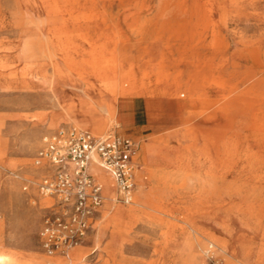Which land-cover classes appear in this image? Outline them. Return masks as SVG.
Segmentation results:
<instances>
[{
    "label": "rangeland",
    "instance_id": "374dc122",
    "mask_svg": "<svg viewBox=\"0 0 264 264\" xmlns=\"http://www.w3.org/2000/svg\"><path fill=\"white\" fill-rule=\"evenodd\" d=\"M114 95L106 134L139 143L134 191L163 197L134 217L105 200L69 264H264V0H0V264L62 261L38 152Z\"/></svg>",
    "mask_w": 264,
    "mask_h": 264
},
{
    "label": "built area",
    "instance_id": "2783aa9c",
    "mask_svg": "<svg viewBox=\"0 0 264 264\" xmlns=\"http://www.w3.org/2000/svg\"><path fill=\"white\" fill-rule=\"evenodd\" d=\"M43 140L36 163L47 173L39 190L53 197L54 204L43 219L41 246L50 256L66 255L85 241L106 200L93 167L111 176L117 200L130 202L137 185L139 143L129 136H98L77 128L59 129Z\"/></svg>",
    "mask_w": 264,
    "mask_h": 264
},
{
    "label": "bare ground",
    "instance_id": "6f19581e",
    "mask_svg": "<svg viewBox=\"0 0 264 264\" xmlns=\"http://www.w3.org/2000/svg\"><path fill=\"white\" fill-rule=\"evenodd\" d=\"M161 74V73H160ZM171 78V77H170ZM172 79V78H171ZM179 79V78H177ZM160 80V79H159ZM212 80V79H211ZM216 80V79H215ZM172 84V83H171ZM171 84H167L163 87H161L160 89H169L170 88V85ZM201 84V83H200ZM150 84H146L144 85V88H143V92L145 93L146 89H148ZM163 84L162 83H157L156 86L157 88H159L160 86H162ZM216 85V84H215ZM232 85V84H231ZM236 85V84H235ZM222 86V84H221ZM234 86V85H233ZM206 87V86H205ZM217 87V86H216ZM237 87V86H236ZM197 85L195 82H193V88L191 89L193 92L197 93L198 89H197ZM226 88V87H225ZM231 88V87H230ZM233 89V88H231ZM230 90V89H229ZM203 92L206 91V89H202ZM229 93V92H228ZM158 97V96H157ZM162 97V96H161ZM164 97V96H163ZM114 99V103L107 106L106 108H103V114L102 115H99L98 116H89L86 120H82V121H77V123L82 126L83 128H85L86 130H89L91 131L92 133H94L95 135H98V136H106L107 132H108V129H109V126H111L114 122H115V114H116V110H117V107H116V97L114 95L113 97ZM137 101V99H136ZM136 105V104H135ZM144 108L147 110V116L144 118L148 120L149 122V125H153L155 123H157L159 120V113L160 111H164L165 109V102H164V99H161V98H156V97H153V98H146L145 100V104H144ZM141 106V105H140ZM140 115V114H139ZM147 122V123H148ZM116 126L119 127L120 125L117 123V121L115 122ZM166 144V143H165ZM147 145V144H146ZM162 149L158 148L157 146L154 147V149L152 150L151 147H147L146 149L143 150L144 152V155L146 157H148L149 159H156V156L158 155V152L161 151ZM186 160L187 158L182 156V155H179V160ZM217 170V169H216ZM93 171L94 173L97 175V177L102 181L104 187H105V195H107V197L105 196V199L107 201V198H108V201L112 203V209L113 211L115 210V208L117 207V204H116V201H117V198H116V194H115V191L113 189V183H112V179H110L108 177V174L104 173L99 167L97 166H94L93 167ZM153 174V172H152ZM137 177L139 178V182H143L144 185L148 182H151L150 181H146L142 175L138 174L137 172ZM152 181L156 180V176H154V174L152 175ZM149 190V189H148ZM150 191V190H149ZM116 192H117V188H116ZM133 196H132V202L134 200V197H135V206L134 207H127V214L131 215L132 217H134V215L137 213V212H140L141 209L145 206H148V207H156L157 206V203L155 202V199L157 200H160L159 197H163L161 196V193L157 191V189H153V191L151 192H148L146 190H138L137 193H135V191H133ZM135 194V195H134ZM158 194V195H157ZM41 196L45 197V198H49L50 200H53V197L51 196H45L43 194H41ZM165 197V196H164ZM120 213H122L120 211ZM100 234L99 233H96L95 235V239L96 241L98 242L99 244V241H100ZM84 242L82 243H79L77 245H75L74 247H72L66 255H55V256H52V257H56L59 261V263L57 264H69L68 260L70 258V252L73 248L77 247V246H81ZM18 257V256H17ZM65 261V262H63Z\"/></svg>",
    "mask_w": 264,
    "mask_h": 264
},
{
    "label": "crops",
    "instance_id": "0c3cea01",
    "mask_svg": "<svg viewBox=\"0 0 264 264\" xmlns=\"http://www.w3.org/2000/svg\"><path fill=\"white\" fill-rule=\"evenodd\" d=\"M134 122V121H133ZM137 125H139V124H135L134 123V125H130V126H127V127H124V128H122V129H128V128H131V127H134V126H137ZM119 128H120V126H119ZM138 168V167H137ZM102 170V169H101ZM104 173H106V174H108L107 172H105L104 170H102ZM137 171H140V170H136V174H137ZM94 172V171H93ZM95 174V173H94ZM96 175V174H95ZM97 176V175H96ZM108 177L110 178V179H112L111 178V176L108 174ZM98 178V177H97ZM136 178H137V175H136ZM99 179V178H98ZM100 180V179H99ZM101 181V180H100ZM137 182H138V180H136ZM102 182V181H101ZM112 183H113V189H114V191H115V194H116V186H115V184H114V182H113V179H112ZM104 194H105V187H104ZM106 197H107V195H105ZM106 209H110V208H112V203L111 202H109L108 201V198H107V202H106ZM70 261V259L68 260V262Z\"/></svg>",
    "mask_w": 264,
    "mask_h": 264
}]
</instances>
